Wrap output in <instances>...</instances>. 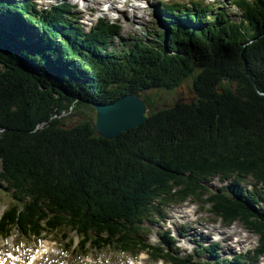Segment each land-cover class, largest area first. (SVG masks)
Masks as SVG:
<instances>
[{"label": "trees", "instance_id": "trees-1", "mask_svg": "<svg viewBox=\"0 0 264 264\" xmlns=\"http://www.w3.org/2000/svg\"><path fill=\"white\" fill-rule=\"evenodd\" d=\"M234 4L242 22L208 6L163 4L164 32L124 41L115 23L101 20L90 33L74 26L69 5L40 14L27 1L0 0V189L14 199L0 217L4 237L67 230L83 249H150L154 259L167 249L178 261L171 239L146 244L147 224L168 205L204 196V183L221 175L238 186L210 196L213 212L242 219L264 245L258 195L240 188L252 177L264 191V0ZM189 80L185 101L115 140L92 119L67 121L93 103Z\"/></svg>", "mask_w": 264, "mask_h": 264}, {"label": "rangeland", "instance_id": "rangeland-1", "mask_svg": "<svg viewBox=\"0 0 264 264\" xmlns=\"http://www.w3.org/2000/svg\"><path fill=\"white\" fill-rule=\"evenodd\" d=\"M36 5L40 6V10L42 11L45 8L42 5L43 0H32ZM68 1L72 7V21L73 22H81L83 25L89 30L92 25H95L97 22V18L101 17L103 14L100 12L103 9V4L107 1L105 0H84L90 7L94 8L97 13H94V16H90L89 12H82V4H78L77 2L80 0H64ZM164 1H172V2H180L184 4L190 5L191 2L197 1L202 3L205 1V4H210L211 9L220 8L227 12V14L235 21H243L242 13L239 11L237 6L234 5L235 1L238 0H164ZM161 0H115L113 4V8L118 11V13L113 10V13H109L107 17L111 20H115L117 15L120 17V24L122 27L121 36L124 41L137 38V37H146L153 39L156 38L155 34L164 32L165 25L164 19L160 16L159 10L156 9L155 5H157ZM216 12V11H215ZM219 13V12H218ZM82 21H81V20ZM114 47L117 49L120 48V40H114ZM191 80L183 87L176 89L174 91H154L148 92L142 96L145 100L146 106L148 107V115L153 113V111L161 110L164 108H168L174 106L179 101H185L186 98L190 95L191 89ZM147 98V99H146ZM88 111L83 115H78V113H72L67 117V121L70 124H74L77 120L88 121L92 119L94 121V111L91 109H87ZM231 180L226 182L220 179L214 178L208 186L211 192L217 191L219 188H223L231 185ZM228 184V185H226ZM14 204V199L11 193L0 189V214H2L6 209H9ZM188 206H195L196 212L199 216L198 222L201 223L199 230L203 227L204 224L208 223V219L212 218L205 210L202 209L200 204L193 203L188 201ZM181 204V205H184ZM179 205L171 206L172 208L164 210L162 215L164 217L177 218L178 209L176 208ZM208 208V206H207ZM178 212V213H177ZM161 224L153 225L152 230L153 233L150 235V243L157 244L159 242V232H163ZM68 232V231H67ZM69 234V233H68ZM174 234L178 237V232L175 231ZM249 246L253 248L256 245L257 239L247 234ZM73 238L75 240V247H77L74 251H69V254L65 253L67 251V243L64 240V236L61 232L59 234H53L49 237H46L44 241H40L39 239H35L34 237L25 238L20 234L14 235L7 241H4L0 237V254L7 256L8 254H14L20 257V264H26V262L35 254L36 252L39 254V251L42 249H46L47 253L43 255L41 264H130L133 262H140L143 259L144 263L153 264L150 261V258L144 253H141L136 258H131L129 254H122L120 251H117L111 247L98 249L89 247L88 249H82L79 245V238L76 234H73ZM199 237H197L198 239ZM179 246L182 245V241H179ZM230 248L229 244H225L223 250L216 251L217 256L219 258H232L235 253L234 251L228 250ZM246 250V249H245ZM41 252V251H40ZM25 254L30 255V258L25 259ZM37 254V255H38ZM145 257V259H144ZM212 257L209 255L203 256L202 260H211ZM260 264H264V257L260 259Z\"/></svg>", "mask_w": 264, "mask_h": 264}, {"label": "water", "instance_id": "water-1", "mask_svg": "<svg viewBox=\"0 0 264 264\" xmlns=\"http://www.w3.org/2000/svg\"><path fill=\"white\" fill-rule=\"evenodd\" d=\"M93 128L103 138L115 140L123 132L149 120L148 107L140 95H128L110 104H92Z\"/></svg>", "mask_w": 264, "mask_h": 264}, {"label": "bare ground", "instance_id": "bare-ground-1", "mask_svg": "<svg viewBox=\"0 0 264 264\" xmlns=\"http://www.w3.org/2000/svg\"><path fill=\"white\" fill-rule=\"evenodd\" d=\"M88 1V0H87ZM107 3H112V5L115 3V0H108L107 2H105L104 4H103V6L105 5V4H107ZM44 251H43V253L42 252H40L39 253V256H38V258H37V262H36V264H39V262L42 260V258H43V255H44ZM142 264H144V262L142 261Z\"/></svg>", "mask_w": 264, "mask_h": 264}]
</instances>
